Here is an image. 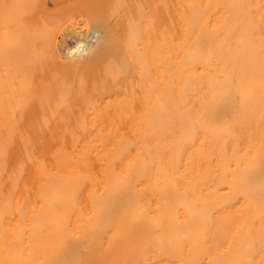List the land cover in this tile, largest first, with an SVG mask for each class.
<instances>
[{
  "label": "bare ground",
  "instance_id": "6f19581e",
  "mask_svg": "<svg viewBox=\"0 0 264 264\" xmlns=\"http://www.w3.org/2000/svg\"><path fill=\"white\" fill-rule=\"evenodd\" d=\"M0 264H264V0H0Z\"/></svg>",
  "mask_w": 264,
  "mask_h": 264
},
{
  "label": "rangeland",
  "instance_id": "374dc122",
  "mask_svg": "<svg viewBox=\"0 0 264 264\" xmlns=\"http://www.w3.org/2000/svg\"><path fill=\"white\" fill-rule=\"evenodd\" d=\"M72 42H73L72 37L66 36L65 39H64V47L65 46L67 47V46L71 45ZM70 246L72 247V245H70ZM76 247H78V246L76 245Z\"/></svg>",
  "mask_w": 264,
  "mask_h": 264
}]
</instances>
